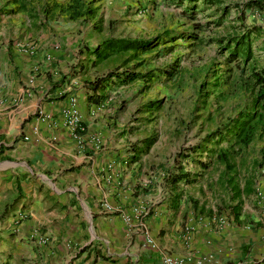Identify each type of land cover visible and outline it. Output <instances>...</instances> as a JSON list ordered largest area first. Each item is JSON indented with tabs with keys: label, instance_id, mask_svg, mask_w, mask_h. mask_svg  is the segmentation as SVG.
Masks as SVG:
<instances>
[{
	"label": "crops",
	"instance_id": "1",
	"mask_svg": "<svg viewBox=\"0 0 264 264\" xmlns=\"http://www.w3.org/2000/svg\"><path fill=\"white\" fill-rule=\"evenodd\" d=\"M6 14L0 11V264H159L165 255L188 264L201 257L204 264H264L263 181L262 197L255 189L243 197L237 219L230 209L220 223L208 215L214 209L194 212L183 187L177 197L146 161H133L127 137H117L108 110H99L106 98L95 103L83 83V28L59 22L38 38L34 30L18 38ZM72 96L81 145L61 115ZM98 131L102 147L92 137ZM141 203L150 214L127 223Z\"/></svg>",
	"mask_w": 264,
	"mask_h": 264
},
{
	"label": "trees",
	"instance_id": "2",
	"mask_svg": "<svg viewBox=\"0 0 264 264\" xmlns=\"http://www.w3.org/2000/svg\"><path fill=\"white\" fill-rule=\"evenodd\" d=\"M169 1L180 8V14H169L164 18L160 11L163 25L157 31L147 36L110 37L96 46L86 45V54L95 58L92 65L113 59L111 63L117 68L84 84L96 96L95 103L100 104L107 98L106 89L134 83H140L146 89L154 82L165 84L172 80L180 84L181 79L187 76L196 98L191 119L184 124H191L194 116L204 111L202 124L209 130L197 144L188 147L186 154L179 153L175 168L166 173L164 181L179 197L178 189L198 184L208 172L214 173L223 167L220 177L227 178L226 186L231 199L227 208L237 219L241 214L242 198L253 193L254 183L249 179L240 187L236 182L235 155L264 140V58L259 59L255 54L258 50H254V43L264 34V29L248 25L244 11H264V0H247L232 5L227 4V0ZM15 3L17 9L7 12L26 10L25 4L17 0ZM94 5L93 0H68L66 3L52 0L43 5V14L46 18L64 16L71 22H89L100 33L103 20ZM232 9L236 11L234 18H230ZM145 11L139 10L141 13ZM199 16L205 19L204 23ZM217 29L221 31L215 33ZM211 47L215 55L208 60L199 64L192 61L191 68L181 64L184 56L180 54L182 49H190L193 54ZM257 48L264 53V41ZM166 56L168 62L164 68L152 67L148 63ZM162 98L149 99L144 103L141 114L159 112L169 101ZM227 104L230 105L229 110L223 117L221 111ZM211 106H215L216 111H211ZM156 141V137H147L141 146H133L136 155L133 161L138 160L141 154H147ZM190 163L194 165V172L187 169ZM253 165L264 167L263 147L260 160H254Z\"/></svg>",
	"mask_w": 264,
	"mask_h": 264
},
{
	"label": "rangeland",
	"instance_id": "3",
	"mask_svg": "<svg viewBox=\"0 0 264 264\" xmlns=\"http://www.w3.org/2000/svg\"><path fill=\"white\" fill-rule=\"evenodd\" d=\"M20 4L26 5L25 11H15L10 15L9 25L16 29L17 33L15 37H24L25 33L34 30V37L38 38L41 31L48 27L52 28L54 23L68 21L64 16H58L55 18H46L43 14V5L46 2L52 0H17ZM59 3H66L68 0H55ZM95 1V7H97L98 15L103 20L101 25V32L94 30L92 23L75 21L72 23L78 24L83 28L85 38L88 42L83 44L80 48L78 55L86 56V70L88 75L86 81H93L104 77L111 70H115V64L111 63L113 59L107 60V62H99L95 66L92 65L95 58L93 56L88 57L86 54V45L96 46L100 44L105 38H118V37H134L137 35H149L153 31H157L163 25L162 15L165 18L169 14H180V8L176 7L169 0H93ZM247 0H227V4L242 3ZM50 5V4H49ZM142 6V8H139ZM17 9L15 0H0V11L6 12L8 10ZM153 9V11H151ZM139 10H147L145 12H139ZM246 18L245 22L250 26H258L264 29V11L257 9H245ZM236 16V11L231 10L230 18ZM202 19V23L205 19ZM14 21L15 23H12ZM8 25V26H9ZM20 28V30H19ZM23 28V29H22ZM10 29V30H11ZM215 29V28H213ZM9 30V31H10ZM217 31H221L217 29ZM225 31V27L222 32ZM78 32V31H77ZM264 41V34L256 39L254 43L255 54L259 59L264 58V53L261 52L259 47ZM27 42L23 45L22 49L27 50ZM35 47V45H34ZM31 48V47H30ZM180 53L182 56L181 64L184 66H190V62L197 61L196 64L206 61L215 55L214 48H206L195 51L191 54L190 49H182ZM34 52H37L35 48ZM188 55V56H187ZM201 57H203L201 59ZM168 56L160 57L156 60L149 61L148 63L152 67H165L168 62ZM47 60H51L50 55L45 57ZM149 60V59H148ZM85 61V60H84ZM107 98L103 101L102 105H99V110H108L110 118H112L113 129L117 133V137H127V145L132 150L133 146H141V142L147 137H156L157 141L150 148L147 154L140 156V161H146L145 165L148 168V172L155 174L158 178L165 177L166 173L172 171L178 160L179 153H187L188 147H192L197 144L202 137L206 134L209 128L202 124L204 120L205 112H199L198 116H194L191 124H184V121L188 122L191 119V113L193 103H195V95L193 94L190 82L185 78L181 79L179 84L177 81L166 82H154V84L148 88H143L142 84L134 83L124 87H118L114 89H108L106 92ZM168 99L165 106L157 113L149 115L148 113L141 114L144 110V103L149 99ZM231 103V102H230ZM232 102L231 104H236ZM229 104L223 108V117L228 109ZM215 106H211V111H216ZM201 115V116H200ZM145 117V118H141ZM148 118L150 120H148ZM213 129V127H211ZM101 132V131H100ZM95 132L92 137H98L101 144L102 132ZM114 133V134H116ZM264 148V140L259 143H254L249 149L242 152H238L235 155V169H236V182L240 187H243L244 183L251 179L254 183V189L257 197H262V191L260 188V181L264 183V167L253 165L254 160H260L261 148ZM179 162V161H178ZM216 172L209 173L200 178V182L194 185L184 186L182 190H185L187 194H190V201L193 205V211L198 207H208L207 209H214L211 214H208L210 219H214L220 223L227 219V212L229 208L227 205L231 204L230 192H228V186H226V177H220L223 167ZM187 169L194 172L195 168L193 163L188 164ZM144 175H148L144 170ZM150 174V175H151ZM154 176V175H152ZM253 177V179H252ZM208 178V179H207ZM163 179V178H162ZM262 184V183H261ZM235 204V202H233ZM138 209L144 208L146 213L145 217L150 214L149 207L146 203L137 205ZM205 209V208H203Z\"/></svg>",
	"mask_w": 264,
	"mask_h": 264
},
{
	"label": "built area",
	"instance_id": "4",
	"mask_svg": "<svg viewBox=\"0 0 264 264\" xmlns=\"http://www.w3.org/2000/svg\"><path fill=\"white\" fill-rule=\"evenodd\" d=\"M30 95V93H28ZM62 93H60L61 95ZM38 115L40 117L41 120H47L50 118L49 115L45 114L43 111H39ZM62 115V119L64 122V125L68 128L71 137L77 141L78 145L82 144V139L81 136L79 134H81L82 130H81V126L80 123L82 121V116L79 110V106H78V102L76 100V98L74 96L69 98L68 101V105H66V107H64L62 109L61 112ZM95 144L96 146H100V142H99V138L95 137L94 138ZM108 207V206H107ZM109 208V207H108ZM110 209V208H109ZM145 209L141 208V209H134L132 216L131 217H126L125 220L127 223L132 224L135 221L140 222L142 219L145 218L146 213H144ZM22 217V215H21ZM143 234L145 236V244L150 246L151 248H155V243L153 242L151 236L149 235L148 230L145 228V226L143 227ZM42 242L46 243L47 240L46 239H42ZM208 257H201L197 260H195L193 263L191 264H204L205 261H207ZM190 263V259H184L181 257H174L171 255H165L162 257V259L160 260L159 264H188Z\"/></svg>",
	"mask_w": 264,
	"mask_h": 264
}]
</instances>
